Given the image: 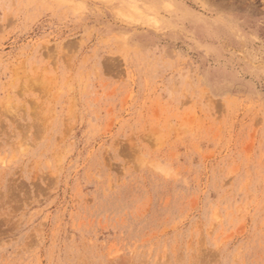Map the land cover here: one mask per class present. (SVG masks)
I'll return each mask as SVG.
<instances>
[{
	"label": "rangeland",
	"instance_id": "obj_1",
	"mask_svg": "<svg viewBox=\"0 0 264 264\" xmlns=\"http://www.w3.org/2000/svg\"><path fill=\"white\" fill-rule=\"evenodd\" d=\"M0 264H264V0H0Z\"/></svg>",
	"mask_w": 264,
	"mask_h": 264
}]
</instances>
